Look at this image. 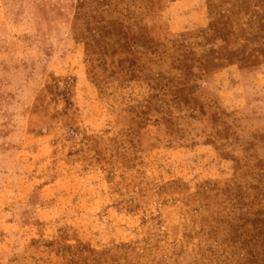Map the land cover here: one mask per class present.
<instances>
[{
    "label": "rangeland",
    "instance_id": "374dc122",
    "mask_svg": "<svg viewBox=\"0 0 264 264\" xmlns=\"http://www.w3.org/2000/svg\"><path fill=\"white\" fill-rule=\"evenodd\" d=\"M0 264H264V0H0Z\"/></svg>",
    "mask_w": 264,
    "mask_h": 264
}]
</instances>
